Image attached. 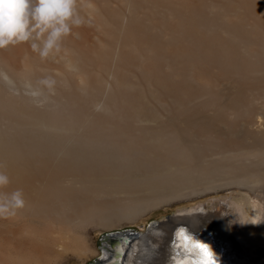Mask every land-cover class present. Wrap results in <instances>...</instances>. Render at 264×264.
I'll list each match as a JSON object with an SVG mask.
<instances>
[{
	"label": "bare ground",
	"instance_id": "bare-ground-1",
	"mask_svg": "<svg viewBox=\"0 0 264 264\" xmlns=\"http://www.w3.org/2000/svg\"><path fill=\"white\" fill-rule=\"evenodd\" d=\"M78 11L85 23L47 60L27 43L0 49V170L26 200L0 218V264L89 260L93 228L222 189L264 201V0H78ZM235 203L244 234L200 208L153 226L123 264H143L148 246L151 264H169L181 222L220 264H264V236Z\"/></svg>",
	"mask_w": 264,
	"mask_h": 264
},
{
	"label": "clouds",
	"instance_id": "clouds-1",
	"mask_svg": "<svg viewBox=\"0 0 264 264\" xmlns=\"http://www.w3.org/2000/svg\"><path fill=\"white\" fill-rule=\"evenodd\" d=\"M84 23L78 0H0V49L27 43L41 60H47L50 54L59 53L73 29ZM41 83L51 90L57 81L48 76ZM10 185L9 175L0 170V218L14 217L26 206L23 191L11 190ZM261 223L264 217L258 223L248 224ZM169 252V264H220V257L212 246L183 222L171 233ZM153 255L148 246L143 264H151Z\"/></svg>",
	"mask_w": 264,
	"mask_h": 264
},
{
	"label": "rangeland",
	"instance_id": "rangeland-1",
	"mask_svg": "<svg viewBox=\"0 0 264 264\" xmlns=\"http://www.w3.org/2000/svg\"><path fill=\"white\" fill-rule=\"evenodd\" d=\"M195 198V199H194ZM190 200H184L180 203H174L170 205H164L153 212L145 215L141 221L137 223H125L123 226L118 228H114L111 230L101 229L99 227H95L92 229V233L90 237L92 239L93 246L97 250V254H95L89 260H79L77 258L69 259L65 264H90L97 260L98 258H102L103 255V247H104V236L113 232H121L124 234H130L131 231H138L141 234H145L149 232L156 225H165L172 221L175 216H182L188 213L194 212L196 209L204 208L203 211L205 213L216 212L217 210H221V214L226 215L232 221V230L234 234L242 233L243 227L242 222L244 220L240 217L241 212L237 211L236 201L238 202L241 199L244 202V206L247 210V215L244 214V217L247 219V223H258L261 220V217H264V201L259 199L256 194L253 192L244 189V188H232L228 190H219L218 192H211L207 195L194 197ZM173 205V206H172ZM258 209V211H257ZM255 217L253 220L252 218ZM162 224V225H161ZM251 228L256 230L259 235L264 236V223L261 224H248ZM128 230V232H127ZM132 233V232H131ZM151 235V234H150ZM150 235H148L150 237ZM144 236V235H143ZM128 237V235H125ZM130 238V237H128ZM258 245H264V242L259 239L255 242ZM101 253V254H99ZM138 256V252L135 253L134 257ZM132 258V261L134 259ZM264 259V256H262ZM135 261V259H134Z\"/></svg>",
	"mask_w": 264,
	"mask_h": 264
},
{
	"label": "water",
	"instance_id": "water-1",
	"mask_svg": "<svg viewBox=\"0 0 264 264\" xmlns=\"http://www.w3.org/2000/svg\"><path fill=\"white\" fill-rule=\"evenodd\" d=\"M154 226H156V224H154ZM131 232H129L130 234H127L128 237H130L129 239L125 237L126 234L121 232L120 233L113 232L108 235H105L104 237L106 238L105 243L107 248L104 249V254L102 255V259L101 260L97 259L91 264H123L124 261L123 258L125 255L127 256V254H129L128 251L130 250V246H133L135 244L139 245L140 243L141 245H144L142 239L146 238L145 236H143V234L139 233L138 231L134 230ZM136 239L138 241L135 242ZM121 242H123V244H120ZM113 244H120L117 251L115 250L116 248L114 247ZM145 245L147 244L145 243ZM136 249H140V248H136Z\"/></svg>",
	"mask_w": 264,
	"mask_h": 264
}]
</instances>
